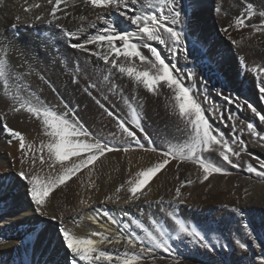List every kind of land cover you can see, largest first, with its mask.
Listing matches in <instances>:
<instances>
[{
	"label": "bare ground",
	"instance_id": "obj_1",
	"mask_svg": "<svg viewBox=\"0 0 264 264\" xmlns=\"http://www.w3.org/2000/svg\"><path fill=\"white\" fill-rule=\"evenodd\" d=\"M180 2L182 6L187 7L191 15L190 26L187 23L177 26L185 28L187 57L185 58L183 52L172 55L168 47L156 42H152L153 46L157 47L162 58L175 65L181 74H194V78L190 80L185 76V83L193 89V95L202 108L205 109L207 101L214 99L225 116L238 112L253 124L258 133L264 135V122H261L245 103H259L257 99L260 82L251 68L264 69V33L254 32L251 27L237 29L233 24L238 16L245 14L250 4L257 15L251 20L246 19V23L259 25L264 19L258 15L260 11H264V0ZM36 3L41 7L33 8L31 12L24 11L25 7ZM134 7L139 10L140 4ZM50 8L46 0H0V59L7 58L11 73L20 80L19 83L26 86L22 95L27 97L35 93L44 104L61 110L62 104L67 103L68 108L74 111L96 136L103 137L110 146L118 149L128 147L130 150L128 153H106V157L102 158L104 163L101 165L97 162L96 171L91 177L87 175L88 170L84 169L65 185L55 189L49 197L50 204L46 205L44 214L41 215L34 210L26 182L18 176L22 167L19 143L16 140L8 143L12 138L5 131L3 124L6 123L25 134L26 140L34 142L36 147L46 141L47 137L41 122L26 111H14L10 99L0 90V264H70L71 253L62 238L58 241L55 238L60 234L61 218L66 229L83 237L100 231L105 232L110 239L116 236L127 239L135 233L145 246L154 248L152 258L144 264H153V258L155 264H183L189 258L187 252L191 247L188 245L190 238L178 233L173 217L202 231L220 255L224 253L221 250L223 248L240 251L236 242H246L249 249L244 251L247 255L244 261L246 264H258L255 260L264 255L260 235L253 240L244 235L239 237L237 231L241 226L243 228V223H248L250 227L252 222L256 225V217L264 216V178L247 170L249 163L260 170L259 161L264 160V147L261 151L260 143H264V140L254 137V149L251 150L244 170L238 169L231 174L214 173L203 183V173L198 164L187 160H170V163L138 193L140 200L133 199L126 203L130 197V193L126 191L128 181L134 179L137 172L162 160L159 153L169 148L170 144L184 141L185 129L171 109L168 89H163L162 95H153L142 85H137L126 75L111 69L90 53L71 48L70 41L61 29L34 19L37 14H45L46 18H50L47 16ZM61 8L67 15L58 12L57 15H60L61 19L56 23L61 24L64 29L80 34V41L73 40L71 43L82 42L86 35L94 34L102 28L103 21L97 19L101 14H112L122 26L134 30V26L119 16L114 9L93 8L85 0H67V6L62 4ZM217 8L220 9L219 12ZM132 14L129 12V15ZM17 16L21 19L13 29L12 24L16 23ZM80 16L86 19L82 21ZM230 24L233 26L228 27ZM225 28H228L227 32L224 31ZM88 47L95 48L94 45ZM141 50L151 58L147 49ZM205 58H210L209 64L204 62ZM195 62L197 65L193 66ZM263 78L264 75H261L260 80ZM226 96L244 107L238 108L237 103L228 102L225 100ZM128 104L137 109L149 139L145 140L144 133L132 124ZM106 109L112 111L115 117L125 119L128 126L137 132L145 148L156 147L157 152H147L134 140L123 135L117 127L116 119L108 116ZM205 116L207 117L206 114ZM207 118L211 123V118ZM45 156L47 157L46 150ZM217 163L219 165V160ZM23 168L27 171L29 164L25 163ZM36 169L45 175L49 172L53 175L61 172L59 165L50 169L48 164H45L41 169L38 161ZM181 176H185L186 181L192 180L193 183H184L178 187L181 185ZM233 182L241 185L238 191L243 199L239 194L234 198L227 195ZM121 184H124L125 188L117 193L116 189ZM176 188L181 189L182 195L179 199L175 195ZM207 195L209 197H206ZM227 197L230 199H226ZM236 198L239 201L235 202ZM81 200H86L87 206L81 204ZM218 204H222L219 209L216 207ZM234 208L239 211L234 212ZM251 217L254 220L251 221ZM139 225H143L158 238L160 237L156 230H162L166 236L161 240L168 239L172 250L165 252L162 248H156ZM102 247L111 251L122 247V244ZM192 248L196 251V247ZM227 256L221 255L224 261L219 262L201 255L212 264H235V261Z\"/></svg>",
	"mask_w": 264,
	"mask_h": 264
},
{
	"label": "snow or ice",
	"instance_id": "obj_2",
	"mask_svg": "<svg viewBox=\"0 0 264 264\" xmlns=\"http://www.w3.org/2000/svg\"><path fill=\"white\" fill-rule=\"evenodd\" d=\"M85 2L93 8L114 9L119 16H122L130 22V25L134 26V30L122 26V23L115 19L112 14L108 16L101 14L97 16V19L103 21L104 26L102 28H99L94 34L86 35L82 42L71 43L73 40L80 41L79 32L69 31L64 29L61 24L56 23L61 19V16L57 15L58 12L67 15L61 8L62 4L67 6V0H46L47 5L51 6L47 13L50 18H46L45 14H37L34 19L61 29L64 36L70 41L69 46L71 48L90 53L98 60L103 61L105 65H109L111 69L126 75L137 85H142L144 89L153 95H162L163 89H168L171 109L185 129L186 139L184 141L170 144L169 148L159 153L162 160L145 170L137 172L135 178L128 181L129 186L126 191L130 193V197L125 202L130 203L133 199L140 200L138 193L160 170L170 163V160H187L198 164L203 173L201 183L208 181L214 173L224 172V169L218 166L219 158H222L228 165L236 166L230 157L240 158L241 152L248 147L245 141L238 139L236 143L240 147L238 150H234L229 141L224 139L222 133H215L209 119L205 116L206 110L194 97L193 89L185 83V76L190 80L194 78V74L191 72L181 74L175 65L166 62L165 58H162L160 51L152 44V42H156L159 45H165L172 55L183 52L185 58L187 57L185 28L177 27L184 23L190 26L191 15L187 7L182 6L180 0H143V3H141V0H85ZM138 3L140 4L139 10L134 7ZM40 7L41 5L36 3L25 7L24 11L31 12L33 8ZM217 11L219 12L220 9L217 8ZM129 12L133 14L129 15ZM256 15L257 12L249 4L245 14L238 16L233 24L237 29L251 27L254 32L264 33V19L261 20L259 25L246 23V19L251 20ZM258 15L264 18V11H260ZM20 19L19 16L15 17L16 23L12 24L13 29L16 28ZM79 19L83 21L86 17L80 16ZM233 24L228 27H232ZM93 27H95V24H93ZM224 31L227 32L228 28H225ZM233 43H237V41H233ZM89 45H94L95 48H89ZM141 49H147L151 53V58L145 55ZM6 56L7 53H5ZM251 71L257 74L256 78L261 84L258 91L261 98L264 99V80H260V76L264 75V69L252 67ZM0 82H2L0 83V90L3 91L6 98L10 99L13 110L16 112L26 111L40 121L47 137L46 141L41 142L39 147H36L34 142L26 140L25 134L14 130L6 123L3 124L5 131L12 138L8 143L11 144L12 140L19 143L20 164L22 167L18 172V176L26 182L28 194L37 213L43 215L46 205L50 204L49 197L51 193L72 180L82 170L87 169V175L91 177L96 171L97 162H100L101 165L104 163L102 158L106 157V153L114 151L129 152L128 147L115 148L110 146L103 137L96 136L85 126L76 113L68 108L67 103L62 104L63 110H61L44 104L35 93H31L27 97L22 95L25 85L21 84L16 88H12L14 78L7 58L0 59ZM92 87H95V85H92ZM219 94L223 95V93ZM225 100L230 103H237L231 97L226 96ZM125 103L127 104L128 101L126 100ZM245 103L247 108L259 117L261 122H264V115H261L251 103ZM128 106L131 110L132 124L144 133L143 138L145 140L149 139L147 133L144 132L137 109L131 104H128ZM101 107L104 106L101 105ZM237 107L243 108L244 106L237 103ZM106 112L108 116L116 119L117 127L123 135L134 140L145 151L157 152L156 147L145 148L140 143L141 138L137 136L135 130L128 126L125 119L115 117V114L107 109ZM220 119H224L222 113ZM227 119L234 121L231 114L228 115ZM232 126L235 128V123ZM246 128L253 136L264 140V135L258 133L252 123H248ZM45 150L47 157L45 156ZM204 153H217L218 156L216 159H211L205 157ZM37 161L41 169L45 164H48L50 169L59 165L61 172L55 175L51 172L46 175L42 174L41 170L36 169ZM25 163L29 164L27 171L23 168ZM259 164L260 170L254 167L252 163L247 165V170L255 173L258 177L264 178V160H260ZM184 183L191 184L193 181L188 180ZM124 188L125 185L121 184L116 189L117 193ZM143 194L147 195V193ZM175 195L177 199L181 197L180 188H176ZM106 199L111 198L106 197ZM81 204L87 206L88 202L81 200ZM233 211L237 212L239 209L234 208ZM104 214L108 215L107 213ZM51 218L56 219V217ZM173 219L179 234L204 243L206 248L212 249L214 247V245L205 243L206 237L202 234V231L187 225L181 219L176 217H173ZM139 227L143 228L156 248H162L165 252L172 250L168 239L161 240L166 236L162 230H156L159 233L160 238H158L157 235L144 228L143 225H139ZM177 229H174V231ZM243 229L249 238L257 239L248 223H243ZM59 232L66 248L71 253L70 264H144L145 261L152 258L154 252V248L145 246L135 233H132L127 239L120 236L110 239L105 232L100 231L92 232L90 236L83 237L66 229L63 226L62 218ZM236 243L240 249L248 251L249 245L246 242L237 241ZM261 243H264V241H261ZM121 244L122 247L114 248L111 251L107 247H102L105 245L119 246ZM253 259L257 258L253 257ZM258 261L259 264H264V255L259 256ZM153 264H155L154 258Z\"/></svg>",
	"mask_w": 264,
	"mask_h": 264
},
{
	"label": "rangeland",
	"instance_id": "obj_3",
	"mask_svg": "<svg viewBox=\"0 0 264 264\" xmlns=\"http://www.w3.org/2000/svg\"><path fill=\"white\" fill-rule=\"evenodd\" d=\"M204 62L207 63V64H209L210 63V58H205ZM195 64L197 65L196 62L193 63L192 65L194 66ZM12 76L14 78V83H15V84L12 83L13 84L12 85V88H14L16 86V84L18 85V84H21V83H19L20 80H18V78L16 76H14V74ZM262 80H264V78ZM260 86H261V84L259 83L258 84V89H259ZM257 100H259L258 101L259 102L258 105H256V104H252V105L254 107H256V109H257L258 112L260 111V114L261 115H264V105H263L264 104V99L261 98L260 93H259V96H258V99ZM205 110H206L205 112H207V113H205L207 115V117L211 118L210 121L212 123L213 129L215 130V133L216 134L222 133L223 136H224V139H226V140L229 141V143L233 146L234 150H238L239 147H240L239 144L236 143V141L238 139L244 140L245 143L248 146L245 151H242L241 152L239 159H237L234 156L233 157H230L231 159H233L234 165H236V166L228 165L225 161L222 160V158H219V162L220 163H219L218 166H221L224 169L223 174H229V173L231 174V173L236 172L238 169H239L238 171L244 170L245 167H246L247 162L250 159L251 150L254 149L253 148L254 145H252V144H253V142L255 141V138H256V136H253L251 133H249V131L246 128V125L249 123L248 120L246 119V117L241 116L238 112L232 113L233 114L232 116L234 117V121L228 120L227 119V116H225L224 112L221 111L220 107L217 105V103H215L214 99H211V100L207 101ZM221 113L224 115V119L223 120L220 119ZM215 123H216V125H215ZM233 123H235V128H233V126H232ZM222 126H223L224 129L222 128ZM227 133H228V135H227ZM263 145H264V143H260V147H262L261 151L263 150V147H264ZM203 155L205 157H210L211 159H214V158L216 159V157L218 156L217 153H204ZM186 180L187 179H186L185 176H181V180L179 181V183L181 185H178V187L182 186ZM240 186H238V183H236V182L234 183L233 182V184H231V187H230V192L227 195L230 196L231 198H234V197L237 196V194H239V196L242 197L241 192L238 191V189H240ZM206 197H209V195H207ZM207 199H209V198H207ZM226 199H230V198L227 197ZM241 199H243V197ZM241 199H240L239 204H241ZM213 200H215V199H213ZM235 200H236L235 202L239 201L237 198ZM219 201H227V200H224V199L221 200V199H219ZM221 205L222 204H218V205H216V207L218 208ZM242 206H244V205L242 204ZM219 208H221V207H219ZM252 220H254V219L251 217V221ZM256 220H257L256 225H253V222H252L250 224V228H251V225H252V228L251 229L253 230V235L256 236V238H258V236L260 235L259 236V240L261 242V241H264V216L256 217ZM244 232H245V230L241 226V229H239V231H237V233H238L237 235H239V237L241 235L242 236L244 235L245 237H247L248 235L247 234L245 235L246 232L245 233ZM55 238H56L57 241L60 240L61 234H57V236ZM176 238H179V237H176ZM207 242H208V244H210V240L209 239L205 243H207ZM190 243L192 245H190ZM196 243H198L199 245L196 244ZM201 243L200 242H196L192 238L188 239V245L191 246V247H189V250L187 252L189 258H188V261L186 263H183V264H212L210 261H207L206 260V259H209V258L214 259V260L216 259L217 261L221 262V261H224V258H221V255H226V256L228 255L229 257L232 258L233 262L235 261L234 262L235 264H246V262L244 261V259H245V257L247 255L244 254V250H242V249L240 251L239 250H233V251H231L229 249H226V248L224 249L223 248L221 250H223L222 252H224V253L220 255V252L215 248V246L212 249H209V248H206L204 246V244H201ZM210 245H212V244H210ZM263 245H264V243H263ZM192 247H196V251H194ZM235 247H236V245H235ZM202 254L206 256L205 257L206 259H203L201 257ZM257 255H258V253H257ZM228 256H227V258H229ZM225 262L227 263L226 260H225ZM256 262L259 264V261L258 260H255V263ZM248 264H252V263L250 262Z\"/></svg>",
	"mask_w": 264,
	"mask_h": 264
}]
</instances>
